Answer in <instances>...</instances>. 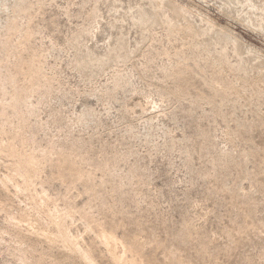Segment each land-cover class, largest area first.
I'll return each instance as SVG.
<instances>
[{"label": "rangeland", "instance_id": "374dc122", "mask_svg": "<svg viewBox=\"0 0 264 264\" xmlns=\"http://www.w3.org/2000/svg\"><path fill=\"white\" fill-rule=\"evenodd\" d=\"M250 1L0 0V100L22 98L0 116L15 150L0 264H20L19 243L30 264H78L51 248L48 212L96 264H113L100 229L144 264H264V0ZM159 5L211 47L165 35ZM17 157L38 162L27 193L1 184Z\"/></svg>", "mask_w": 264, "mask_h": 264}, {"label": "bare ground", "instance_id": "6f19581e", "mask_svg": "<svg viewBox=\"0 0 264 264\" xmlns=\"http://www.w3.org/2000/svg\"><path fill=\"white\" fill-rule=\"evenodd\" d=\"M235 1V0H234ZM241 1V0H240ZM244 1V4H247L248 5V7H250V8H253V6H252V4H250V0H242V2ZM239 2V1H238ZM161 5H162V2L160 3ZM172 4V3H171ZM236 4V3H235ZM239 4H240V2H239ZM243 4V3H242ZM241 4V5H242ZM165 6V5H164ZM239 6V5H238ZM246 6V5H245ZM173 7V6H172ZM229 7V6H228ZM256 7V6H255ZM238 8V7H237ZM157 9H161V11H162V13H160V11H159V13H160V15H158V14H153L152 15V19H151V21L153 22V23H155V24H160L161 23V25L164 27V31H165V35H167V36H171V38H172V36L174 37V38H178V39H180V38H182L183 40H195V39H198L199 37H202V39L204 40V43H202V46L201 47H211V43H212V39H211V41H210V39L208 38L209 37V33L207 32V31H203V30H201L200 32L198 31V29H197V31L196 30H194L193 28H191L190 30H187L186 29V31H185V29H183V28H181V26L180 25H178V26H176L175 24H174V22H175V19H176V17H171V16H169L168 14H166V11L164 10V8L162 7V6H158L157 7ZM26 11V9L25 8H23V7H21V6H19L18 7V9H16V12L18 13V12H25ZM182 11H183V8H182ZM232 11V10H231ZM154 12H156V10L154 11ZM168 13V12H167ZM185 14V13H184ZM178 15V14H177ZM180 15V14H179ZM187 15V14H186ZM151 16V15H150ZM139 17V16H138ZM187 17V16H186ZM180 18V17H179ZM183 18V17H182ZM199 18V17H198ZM184 19H186L187 20V18H184ZM205 19V18H204ZM150 20V19H149ZM148 19H147V15L146 14H141V16H140V18H139V22H141V23H145V22H148L149 21ZM186 20H184L185 22H186ZM190 20V19H189ZM179 21V20H178ZM190 22V21H189ZM212 21H210V20H208V19H206L205 21H204V23L206 24V26H212L211 23ZM179 23V22H178ZM12 24H13V22H11L10 23V25H9V27H12ZM188 24V23H187ZM189 25V24H188ZM187 25V26H188ZM200 25V24H199ZM186 26V27H187ZM190 26V25H189ZM196 28V27H195ZM151 29V28H150ZM193 29V30H192ZM205 29V28H204ZM210 29H211V27H210ZM209 29V31H211ZM188 31V32H187ZM170 38V37H169ZM169 38H167V39H169ZM205 38V39H204ZM234 39V38H233ZM235 40V39H234ZM215 41L217 42L216 44H220L221 45V47H224V45H222V39H220V38H218V37H216V39H215ZM184 42V41H183ZM186 42V41H185ZM191 42V41H190ZM196 42V41H195ZM197 42H199V41H197ZM236 42V41H235ZM215 44V43H214ZM226 44V43H225ZM236 43H234V45H235ZM195 46H196V43H195ZM181 61V60H180ZM178 64V63H177ZM4 67L3 68H5V65L4 64H2ZM176 66H179V65H176ZM177 68V67H176ZM1 73V72H0ZM11 81L13 82L14 81V76L11 78ZM0 90H2V84H1V82H0ZM20 103H22V98H21V96L20 95H18V94H14L13 95V97L6 103V102H3V101H1L0 100V116H2V115H4V113H5V110H6V108L8 107V106H10V107H16L17 105H19ZM17 137V135L16 134H14V138L13 139H15ZM52 149H50L49 150V153H50V151H51ZM14 152H15V150H14V143L12 142V144H10L9 146H7L4 150H3V148H1L0 149V159L2 158V157H14ZM17 154V153H16ZM16 154H15V156H16ZM19 157V156H18ZM17 157V159H15V161H14V163H13V168H11L12 170H13V175L12 176H10V177H6L5 179H3L2 181H1V184H2V187H3V185H5L6 186V184L7 183H10V184H12V181H13V178H14V176H17V177H20V179L22 180V182H21V184H20V186H19V184H18V186L17 185H15V189H16V191L17 192H28V190H29V187H30V184L32 183H30V181H31V179H32V177L34 178V177H36V174H37V161L34 159V158H29L28 160H23V159H21V158H18ZM12 165V164H11ZM10 165V166H11ZM70 167V166H69ZM10 169V170H11ZM70 169H71V167H70ZM72 170V169H71ZM64 173V172H63ZM66 173V172H65ZM71 173H73V172H71ZM10 174H12V172H10ZM67 174H68V172H67ZM62 175V174H61ZM66 175V174H65ZM66 177V176H65ZM64 177V178H65ZM69 177V176H68ZM72 179V178H71ZM1 180V179H0ZM20 180V181H21ZM67 179H65V181H66ZM17 182H18V180H16ZM19 181V182H20ZM62 181H63V179H62ZM69 182H70V180H69ZM62 183H64V182H62ZM68 184V183H67ZM67 184L65 183V185L67 186ZM70 184V183H69ZM9 185V184H8ZM13 185V184H12ZM4 186V187H5ZM3 187V188H4ZM9 187H11L10 185H9ZM13 187V186H12ZM1 188V187H0ZM2 188V189H3ZM6 188V187H5ZM31 188V187H30ZM69 188V187H68ZM8 189V188H7ZM14 189V190H15ZM30 191V190H29ZM33 191V190H32ZM16 192V193H17ZM14 193H15V191H14ZM23 194V193H22ZM32 194H34L33 192H32ZM20 195V194H19ZM27 195V194H26ZM31 195V194H30ZM29 194L27 195V196H30ZM35 195V194H34ZM37 195V194H36ZM40 195V194H39ZM38 195V196H39ZM42 196V195H41ZM45 197H46V195H44ZM22 197V196H21ZM31 197L33 198V195H31ZM35 197V196H34ZM40 197V196H39ZM39 197H38V201L40 202V203H42L41 202V200H39ZM31 198V199H32ZM36 198V197H35ZM30 199V198H29ZM30 199V200H31ZM33 200V199H32ZM32 200H31V205L33 204V202H32ZM43 200H45V198L43 199ZM35 202H36V199H35ZM34 202V203H35ZM38 202V203H39ZM29 203V204H30ZM45 203H47L46 201H45ZM42 204H44V203H42ZM38 206H40V205H38ZM28 207V206H27ZM32 208L34 209V210H37V203H35V204H33L32 205ZM38 211V210H37ZM43 212V211H42ZM26 213V212H25ZM36 213H38V212H36ZM46 213V212H45ZM42 214V213H41ZM50 214H53V213H50ZM26 215V214H25ZM38 215H40V213L38 214ZM22 216V215H21ZM24 216V215H23ZM27 216H29V213H28V215ZM42 216V215H41ZM59 216V215H58ZM66 216H69L68 215V213L65 215V217ZM46 217H47V220L51 223V224H53V225H55L56 226V228H57V230H58V233H59V235H60V238H61V240H62V242L64 243H62V242H60V241H58L57 240V238L55 237V235L52 233V235H51V237L52 238H49V244H51V248H54L55 247V245L56 244H58V243H61V245H62V247L61 248H63V251H62V255L60 256V257H67V258H69V259H73V260H75L78 264H96V262H95V259H94V256H93V252L89 249V248H87V249H89V250H86L85 248V250L83 251V250H81V249H79L78 248V246H77V240L75 241V239L73 240L69 235H68V233L66 232V228H64V226L61 224L62 222H61V220H59V219H61L62 218V216H60V218H57V217H55V215L53 216V215H49V212H48V215L46 214ZM23 218V217H22ZM26 218H28V217H25L24 216V219H26ZM36 218V217H35ZM37 218H40L39 216L37 217ZM64 218V217H63ZM63 218H62V221H63ZM86 218V217H85ZM13 219V218H12ZM45 219V218H44ZM66 219V218H65ZM14 220H15V218H14ZM20 220V219H19ZM37 220V219H36ZM83 220H84V218H83ZM21 222H23V220H20ZM26 221H27V219H26ZM29 221V220H28ZM86 221V220H85ZM84 221V222H85ZM9 222H13V221H11V220H9ZM25 222V221H24ZM40 222H41V220H40ZM65 222V221H64ZM63 222V223H64ZM14 224V223H13ZM17 224V223H16ZM65 224V223H64ZM89 224H91L90 222H89ZM89 224L88 225H86V228H85V230H89L88 232H90V230H92L93 229V227L91 228L90 226H89ZM93 224H94V222H93ZM16 226V225H15ZM92 226V225H91ZM93 226H95V225H93ZM97 227V226H96ZM95 227V228H96ZM187 227V226H186ZM97 230L99 229V228H96ZM16 230H17V228H16ZM15 230V231H16ZM188 230H189V226L186 228V230L184 231V233L180 236V237H178L180 240H181V242L182 243H187L188 242V240H187V234H188ZM102 230L100 229V233H98L97 234V238L96 239H98L100 242H99V244H101L102 243V247H104V245H105V247H106V249H105V252H107L108 253V257L110 258V260H111V263H113V264H144L143 262H140L139 260H138V258H137V255L139 254L140 255V250L139 249H137V248H134V247H132V246H129V247H127L126 245V247H127V249H128V252H126L125 251V249L122 251L123 252V254H119V253H117V250L119 249L118 247H121V248H125V246L123 245L124 244V242H122L123 244H121L120 242H119V240H117V238H116V236L115 235H112L111 233H106V232H104V231H102ZM18 232V235H19V232H20V234L21 233H23L22 231H17ZM17 232H16V235H17ZM30 232V231H29ZM29 232H26L27 233V235L25 236V235H23V234H21V235H23V237H25V238H28V239H30V238H32V235H33V233L31 234V233H29ZM31 232H33V231H31ZM15 233V232H14ZM94 235H96V234H94ZM179 236V235H178ZM16 238H17V236H16ZM19 238V237H18ZM19 239H21V238H19ZM23 239V238H22ZM79 239V238H78ZM17 240V239H16ZM97 240V241H98ZM20 241V240H19ZM21 241H24V239L23 240H21ZM20 241V242H21ZM26 242V241H25ZM25 242H23V243H25ZM27 242H29V241H27ZM21 244L19 243V245H17L18 247H14L13 248V250H12V252H11V255H13V256H15V259L20 263V264H30L29 262H28V257L25 255L26 254V252L27 251H23V250H21V249H23V248H21L22 246H20ZM21 248V249H20ZM49 248H50V246H49ZM27 249V248H26ZM126 249V250H127ZM134 249V250H133ZM107 250V251H106ZM135 250H137V251H135ZM120 251V250H119ZM131 252H133V254L134 255H132V253ZM127 253H131L130 255L131 256H128L127 255ZM138 255V256H139ZM107 256V255H106ZM141 256V255H140ZM68 259V260H69ZM108 260V259H107ZM145 264H147V263H145ZM156 264V263H155Z\"/></svg>", "mask_w": 264, "mask_h": 264}]
</instances>
